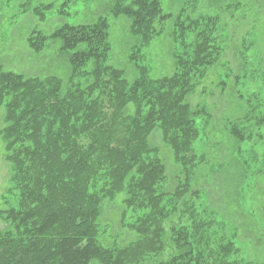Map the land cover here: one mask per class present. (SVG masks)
<instances>
[{
	"label": "trees",
	"instance_id": "16d2710c",
	"mask_svg": "<svg viewBox=\"0 0 264 264\" xmlns=\"http://www.w3.org/2000/svg\"><path fill=\"white\" fill-rule=\"evenodd\" d=\"M105 1L106 14L67 22L74 8ZM187 4L191 14L182 9L174 16L161 0L19 2L35 24L16 52L31 62L55 46L70 74L64 82L47 71L27 74L24 63H0V142L12 173L8 207L0 210V264H257L241 257L240 245L259 229L248 230L238 186H219V177L211 175L215 166L195 154L196 119L207 110L189 99L213 70L230 63L222 58L231 49L234 60L242 61L237 73L230 70L235 86L244 76L250 82L264 78V0ZM49 14L57 23L44 32L40 24L49 22ZM110 17L129 21L133 82L109 65ZM173 18L182 46L174 57L176 72L153 77L144 64L146 52ZM242 26L250 30L239 45ZM250 52L258 53L251 63ZM220 86L224 95L227 82ZM261 96L254 104L243 95L248 111L232 117L225 140L251 143L240 149L236 163L262 175L264 156L254 150L264 141ZM154 132L162 133L181 168L173 192L161 152L150 141ZM225 143L213 158L219 171L229 164L221 158ZM120 194L123 224L132 213L124 224L132 239L122 243L116 237L108 244L100 221L105 203ZM202 196L204 203L196 205ZM254 210L264 219V203Z\"/></svg>",
	"mask_w": 264,
	"mask_h": 264
},
{
	"label": "rangeland",
	"instance_id": "374dc122",
	"mask_svg": "<svg viewBox=\"0 0 264 264\" xmlns=\"http://www.w3.org/2000/svg\"><path fill=\"white\" fill-rule=\"evenodd\" d=\"M20 1L22 0H1L0 63H24L25 67L23 71L27 74H36L35 71L37 70L42 72L47 71L50 75L57 76L64 82H67L70 74V66L66 58L60 55L59 51L55 49V46L49 48L45 54L36 57L35 59L37 60L31 62L22 58V56L16 52L17 48L23 45L22 41L25 39L26 33L29 32L35 24L33 18H25L23 15L19 7ZM161 1L163 10H165V12L171 10L174 16H177L182 9L187 10L185 14H191V8L188 6L187 0ZM106 3L105 1V3L103 2L101 5H81L76 7L73 9L72 16L68 18L67 22L86 23L92 21V18L95 19L100 13L106 14L104 11V9H106ZM55 17L56 16L53 14H49L48 23H39L42 26L41 30L44 32L51 31L55 23H57V20H54ZM174 19L175 18L164 25L163 36L157 39L150 50L146 52L147 55L144 59V64L150 68L153 77L172 76L176 72L173 67L174 57L182 51V46L180 42L177 41V36L180 31L178 32ZM110 22L112 24L111 42L113 45V52L110 56L109 65L125 71L126 79L129 82H133L137 78L134 66L135 63L132 61L131 57L134 52L133 46L135 44V39L131 37L129 21L126 18L115 19L110 17ZM59 23L61 22L59 21ZM249 30V26H242L237 29L236 41H238L239 45H241L240 42L244 40ZM233 52L232 49L229 50L222 58V60H228L230 63H226L224 67H220L218 73L217 70H213L210 74V80L208 79L205 84L201 85L197 92L189 99L194 107L198 106L199 108L207 110L206 114H202L196 119L200 137L194 144V150L197 156L205 157L212 166H215L210 168V170L212 176L216 175L215 180L217 176L219 177L218 183L221 181V184H218L219 186L225 185L228 189L229 186H238L239 200L243 209V214L246 216L245 221L248 224V230L252 231L251 228L256 226H258L259 229L251 236L253 239L248 238L246 242H242L240 245L242 252L241 257L253 260L257 262V264H264V219H261L259 213L254 210L255 207L263 205L264 203V174H255V169L253 168L247 172L244 167L236 163L240 149L250 148L251 143H240L235 139L231 141L230 138L229 141L225 140L227 128L230 127L228 123L234 120L232 117L239 116L245 111H248V104L243 95L252 100L254 104H256L259 99L262 100V96H258L260 93L264 95V78H262L260 82H250L243 74L244 78L235 86L232 83L233 79L231 78L230 70L232 69L237 73L240 65L242 66V61L234 60ZM249 55L248 60L250 63L253 59L258 58V53L250 52ZM262 58L264 61V55H262ZM142 60L143 58H140V63H143ZM27 64L28 66H26ZM215 72L217 73L216 76L214 74ZM221 82H227L224 95L221 93ZM2 114H4V111L0 112V118ZM249 125L251 126L254 124L250 123ZM4 126L5 122H0V130ZM253 134H256L255 128H253ZM150 141L161 152V158L167 168L168 190L169 192H173L177 185L176 176L178 171L181 170L177 164L174 152L165 143L161 132H154ZM224 143V155L221 158L227 159L229 164L225 166L226 168L224 170L219 171V167H217L219 164L215 162L213 158L217 156V152L222 149L220 144L223 146ZM227 145L229 147L228 150ZM254 150L261 159L264 156V141H259V144ZM213 153H216V155ZM5 156V145L0 142V210L8 207L5 201L8 199L12 187V173L9 164L5 160ZM231 165L234 169L233 173L229 170V166L231 167ZM243 174L245 176L244 179L241 178ZM236 178L241 179V181ZM124 199L125 195L120 194L114 201H107L104 205L103 216L100 221V231L101 235L106 232V242L108 244L112 243L116 237H121L120 241H123L122 243H128L132 239L131 234L124 226V224H128L131 221L132 213L129 212L127 214L123 224L122 204ZM204 201L205 197L202 196L201 199L197 200L196 205H198V203L203 204Z\"/></svg>",
	"mask_w": 264,
	"mask_h": 264
}]
</instances>
